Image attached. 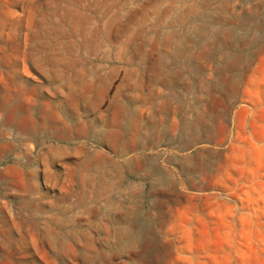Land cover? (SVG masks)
<instances>
[{
    "label": "rangeland",
    "instance_id": "obj_1",
    "mask_svg": "<svg viewBox=\"0 0 264 264\" xmlns=\"http://www.w3.org/2000/svg\"><path fill=\"white\" fill-rule=\"evenodd\" d=\"M0 264H264V0H0Z\"/></svg>",
    "mask_w": 264,
    "mask_h": 264
}]
</instances>
